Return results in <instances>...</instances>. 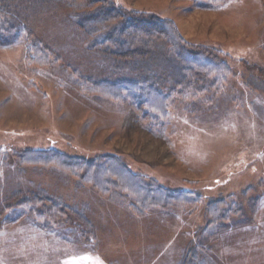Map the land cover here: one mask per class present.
<instances>
[{
	"label": "rangeland",
	"instance_id": "1",
	"mask_svg": "<svg viewBox=\"0 0 264 264\" xmlns=\"http://www.w3.org/2000/svg\"><path fill=\"white\" fill-rule=\"evenodd\" d=\"M202 1L29 3L27 31L0 45V264H264V0ZM118 9L169 19L183 39L219 54L223 66H203L218 81L198 93L202 111L169 102L150 121L130 99L85 89L130 64L107 42L114 33L128 43ZM33 151L115 154L153 197L105 190L92 168L80 181L76 159L71 168L32 163ZM36 191L60 200L70 220L24 210L20 200ZM61 233L78 235L82 254L47 238Z\"/></svg>",
	"mask_w": 264,
	"mask_h": 264
},
{
	"label": "trees",
	"instance_id": "2",
	"mask_svg": "<svg viewBox=\"0 0 264 264\" xmlns=\"http://www.w3.org/2000/svg\"><path fill=\"white\" fill-rule=\"evenodd\" d=\"M34 1L40 2V0ZM29 3H33L32 0H0L1 46L14 43L21 33L27 31L25 15H28L27 6ZM202 4L210 5L212 1L205 0L202 1ZM100 9L107 14L117 11L113 6L108 5H102ZM117 16L121 20L117 30L120 36H125L128 39V43L123 44L121 39L116 41L113 37L114 33L109 34L107 42L114 48L113 55L116 56V59L130 64L114 67L111 74L105 77L88 79L89 86L85 89L87 91L95 89L96 93L94 94L99 96L102 95L100 89L106 88L105 92L107 93H104L108 99L120 100L121 102L130 99L141 107L140 109L145 115L149 114L150 121H157V118L163 119L166 116L169 102L181 104L183 111L187 114L202 111L200 94L198 93L205 90L204 86L212 88L213 84L218 81L217 73L203 66L213 67L214 70L216 67L223 66L225 62L221 60L219 54L212 49L204 48L203 45H195L183 39L177 34L173 22L169 19L151 15L129 14L120 9H118ZM136 32L143 33L145 36H137ZM135 37L136 39H134ZM153 97H159L161 100L159 107L152 104L151 98ZM30 156L32 163L35 164H63L69 168L76 164L73 159L79 160L84 168L80 170L79 174L72 171L80 181H84L88 177L86 175L87 168L93 169L92 175L89 176L93 183L96 181V174L101 170L103 176L101 183L104 182L103 189H110L112 192H115V188L116 190L121 189L120 194L124 198L125 196L129 197L128 194L131 195L129 190H133L132 186L144 190L146 195L149 192L152 194L151 189H148L150 188L148 183L141 181L115 154L86 161H82L84 159L76 156H64L55 151H33ZM123 176L129 180L130 185L123 183ZM100 187H102L101 184ZM146 198L147 196H144L141 202L145 203ZM161 200L163 199L161 198ZM153 201L154 199L150 196L149 202ZM21 202L24 204L22 207L24 210L58 217L56 221L62 224L71 218L69 213L64 212L65 205L60 200L47 198L40 191L22 197ZM231 205L233 204L231 203ZM225 209L222 208V210ZM62 217H65L66 220ZM81 220V224L84 225L83 232H89L88 221L83 217Z\"/></svg>",
	"mask_w": 264,
	"mask_h": 264
},
{
	"label": "crops",
	"instance_id": "3",
	"mask_svg": "<svg viewBox=\"0 0 264 264\" xmlns=\"http://www.w3.org/2000/svg\"><path fill=\"white\" fill-rule=\"evenodd\" d=\"M47 238L49 239V240H52V241H54V240H58V241H64V242H67V243H61V244H59V248L58 249H60L61 247H60V245L62 246V248L63 247H65V248H71L70 250H69V252L70 251H74V249L76 248L77 249V251L76 252H79V254H82V249H84V246H82L80 243H76V244H74V243H72V241L74 240V238H75V240H79V238H78V235H72V234H50L49 236H47ZM89 255V253H88V251H87V253L84 255V256H88ZM73 256H76V255H73ZM68 259V258H67Z\"/></svg>",
	"mask_w": 264,
	"mask_h": 264
}]
</instances>
